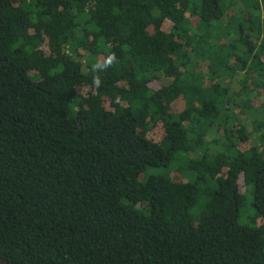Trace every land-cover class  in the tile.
<instances>
[{"label": "trees", "instance_id": "1", "mask_svg": "<svg viewBox=\"0 0 264 264\" xmlns=\"http://www.w3.org/2000/svg\"><path fill=\"white\" fill-rule=\"evenodd\" d=\"M0 258L264 264V0H0Z\"/></svg>", "mask_w": 264, "mask_h": 264}, {"label": "rangeland", "instance_id": "2", "mask_svg": "<svg viewBox=\"0 0 264 264\" xmlns=\"http://www.w3.org/2000/svg\"><path fill=\"white\" fill-rule=\"evenodd\" d=\"M150 174H151V172H150ZM252 202H253V198L250 196V197H249V200H248L249 205L247 206V208L245 209V211H246L247 209H249V207H250V205L252 204ZM244 222H245V218H242V219H241V223H242V225H243Z\"/></svg>", "mask_w": 264, "mask_h": 264}, {"label": "water", "instance_id": "3", "mask_svg": "<svg viewBox=\"0 0 264 264\" xmlns=\"http://www.w3.org/2000/svg\"><path fill=\"white\" fill-rule=\"evenodd\" d=\"M0 264H12V263H10L9 261H6V260L0 258Z\"/></svg>", "mask_w": 264, "mask_h": 264}]
</instances>
